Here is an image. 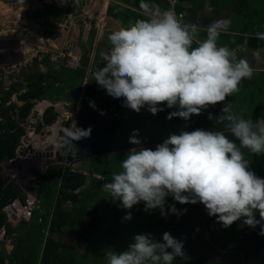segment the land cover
I'll use <instances>...</instances> for the list:
<instances>
[{
    "label": "clouds",
    "instance_id": "1",
    "mask_svg": "<svg viewBox=\"0 0 264 264\" xmlns=\"http://www.w3.org/2000/svg\"><path fill=\"white\" fill-rule=\"evenodd\" d=\"M140 9L146 19L109 35L111 48L101 54L105 65L94 73V80L109 96L123 98V106L137 113L147 107L156 115L164 111L160 105L176 108L167 116L169 120L188 121L210 106L223 104L221 114L209 113L208 119L224 125L235 139L224 131L181 130L153 150L142 146L136 130L129 142L139 147L127 153L121 171L113 173L102 191L123 209L131 210L143 202L145 211L159 209L165 218L169 209L178 217L187 211L178 210L175 204L166 207L168 197L180 204L202 203L222 227L242 220L253 229L259 226L258 234L264 235V178L251 170L243 151L264 155V118L245 119L225 103L253 76L246 59L218 44L220 36L230 30L231 20L214 21L206 29V39L200 40L198 25L184 22L183 14L145 0ZM255 36L264 40V31ZM90 106L95 108V102ZM62 132L56 147L66 145L75 154L76 142L90 138L92 129L78 127L73 121ZM5 218L13 227L33 217L17 223L8 221L6 213ZM123 219L130 221L131 211ZM2 227L0 239L6 235L5 225ZM177 258L187 259L184 241L170 232L163 233L162 241L150 233L137 234L126 250H107L104 255L106 264H173Z\"/></svg>",
    "mask_w": 264,
    "mask_h": 264
},
{
    "label": "trees",
    "instance_id": "2",
    "mask_svg": "<svg viewBox=\"0 0 264 264\" xmlns=\"http://www.w3.org/2000/svg\"><path fill=\"white\" fill-rule=\"evenodd\" d=\"M120 1L129 2L130 0ZM140 2L141 0H134L132 4L140 9ZM145 2L156 3L160 7L170 6L164 0H145ZM260 8L262 9L259 10ZM177 9L184 12V22H190L194 19L193 12H189L192 9L187 10L182 6H177ZM68 10L45 3L42 8L36 9L35 14L47 21L50 19L59 20ZM263 10L264 7L259 6L253 11H250L247 7L243 13L241 11L236 12V8L234 9L238 18L233 22L231 21L230 30L240 31L242 35H236V37L243 42L247 39V43L252 49L257 48L259 42L255 33L264 31ZM108 14L122 22V24L146 19L142 14L127 9L118 3L110 4ZM245 33L252 35L245 37ZM95 36L96 31L92 29L77 66H70L62 62L58 68L50 66L47 72L37 69L27 76V89L18 94L24 103L19 107L17 118H14L13 114L9 112L10 105L0 104V160L10 159L16 155L15 151L20 143V137L25 132L24 127L19 124L29 116L34 105L32 101L34 99L45 97L60 99L69 97L70 93H74L72 97L75 104L81 96L82 90L76 124L84 129L89 127L92 129L90 138H84L76 142L75 154H73V150L68 149L69 158L89 159L87 172H74L66 166L61 173L59 166H56L58 169L57 177L62 174L61 184L58 187L57 201L54 208L52 209L51 205L46 208L47 215L44 212V203H46L47 197L43 195L45 197L40 198V195L41 191L49 188L50 183L49 181L43 182L42 178L46 176V174H43L38 181L39 193H37V199L41 200V212L37 211L30 221H21L19 223L21 225L16 229L6 223L5 213L2 210L3 206L16 196L24 198L26 192L10 177H5L3 184L0 185V230L5 225L6 235L7 233L13 234L16 230L18 234H16V240L9 253H5L0 249V264H79L76 242L84 240L85 246H87L88 240L96 241L98 239L99 230L104 228L111 230L114 227L117 209L112 207L113 200L108 198V193L102 191L101 187L104 183L111 182L114 172L121 171V161L127 153L132 148L139 147L129 142L133 132L138 130V138L142 140V146L145 148L154 150L157 144L164 141V139L156 140L152 134H147L146 130H141L146 127L147 121L150 122L151 119H154L160 124L170 121L176 122L186 131L196 129L224 131L230 139H235L224 125H216L214 120L208 119L209 113L213 116H219L224 107L223 104L210 106L208 109L203 110L200 115H193L188 121L179 117L169 120L167 119L169 113L177 109H169L166 105H160L164 108V111L156 115L148 111L147 107L142 108L139 113L134 111L132 115H128L125 106H123V98L117 99L109 96L94 80L95 71L90 73V78L83 90V81L87 75L89 64L87 50L93 47ZM229 36L224 39V42L229 39ZM263 77L264 75L252 77L241 83V86L248 89L249 99L251 94H255L251 90L253 86L251 80ZM11 92L12 89L6 91L0 103H4ZM93 101L95 102V108L90 106V102ZM225 103H230L233 110L239 115H241L240 112L246 113L243 116L245 119L255 121L264 118V99L252 104L253 108L248 110L235 105L237 103L236 94L228 97ZM102 111L105 113L104 115L101 114ZM56 117L57 113L54 112L52 107H48L44 111L42 121L38 126L50 125ZM237 143L239 142L237 141ZM243 151L246 158L251 162V170L259 177L264 178V155L253 154L247 149ZM94 174L101 175V177ZM57 177L53 178L54 182H51L55 185L53 188L54 195L55 190H57ZM80 187L82 188L79 189ZM38 189L35 188V190ZM76 190H78L77 193L74 192ZM67 200H71V207L64 206ZM79 201L81 205H78ZM94 201L97 202V207L91 205ZM49 203L52 204V202ZM172 204H175L178 210L183 211L186 209V213L178 217L176 214H172L169 209V215L165 218L158 210L150 214L147 221L142 224V234L150 233L162 241L163 233L170 232L173 237L183 240L187 259L177 258L173 264H241V257L238 253L222 252L204 239L206 230L210 231L211 240L220 247L241 250L247 263L254 259L264 247V235L258 234L260 232L259 226L253 229L243 224L241 220L235 222L231 227L224 228L220 223H217V218L213 216L203 222V218L208 214L202 203L180 204L172 199L166 207ZM105 206L115 210L109 219L105 218L102 213ZM143 206L144 203L141 202L134 206L131 212L133 211L132 213L138 215ZM257 218L259 219L258 213ZM47 226L49 229L48 235L43 230ZM55 234H58L60 239H55ZM261 264H264V259Z\"/></svg>",
    "mask_w": 264,
    "mask_h": 264
},
{
    "label": "rangeland",
    "instance_id": "3",
    "mask_svg": "<svg viewBox=\"0 0 264 264\" xmlns=\"http://www.w3.org/2000/svg\"><path fill=\"white\" fill-rule=\"evenodd\" d=\"M96 1L98 0H67L66 3H61V0H0V102H2L5 92L12 89L6 101L0 104L10 105V112L14 118L18 117L19 107L24 103L18 94L27 89L28 75L37 69L47 72L50 66L58 68L62 62L70 66L78 65L84 52V45L87 43L88 33L86 34V32L90 33L91 29L89 31L87 29L91 24L96 31L95 38H97L100 7L96 6V12L94 11ZM253 2L256 5L260 3L264 7V0H254ZM45 3L63 9L73 7V10L71 13L66 11L70 15L64 23H61L60 19V21L58 19L47 21L35 14L36 9L42 8ZM6 8L9 10L5 11ZM92 18L95 20H91ZM93 47L87 50L90 58L99 51L98 45H95L96 48ZM261 61V66H264V59ZM261 79L251 80L253 84L251 90L255 94H251L250 99L248 98L250 94L248 89L240 85V91L236 94L237 103L235 105L237 107H243L246 110L252 109V104L264 99V77ZM44 81L45 79L43 83ZM73 94L70 93L69 97L64 99L45 97L44 101L42 99L32 100L34 105L29 116L19 124L25 129L16 148L20 156L12 160L7 159L4 162L0 160L1 181L5 180L7 176L16 179L18 172L20 173L22 170L21 167H24L25 172L31 168L28 178L24 176L23 180L27 181L26 186L28 190L32 191L35 185L37 186L41 175L46 174L42 178L43 182L49 181L50 185H48V189L41 191L40 198H44L43 195H46V202H53L55 185L51 182H54L53 178L57 177L58 174V169L54 164L65 166L62 163L66 161V158L61 157V155L64 154V149L66 152L68 150L66 145L57 149L56 142L63 135L62 129L70 127L72 121L75 120L76 114L73 110L75 111L79 106V101L74 104ZM48 107L53 108L57 117L52 124L39 127L38 124L41 123L44 111ZM125 111L128 115L134 113L127 107H125ZM240 113L242 116L246 115L244 112ZM37 119L39 120L37 121ZM141 130H146V133L152 134L156 140H163L170 134H179L184 128L176 122L170 121L160 124L151 119L150 122L147 121L146 127ZM81 160L80 163L73 160L71 167H88L89 159ZM95 176L101 177L98 174ZM49 194L50 196H48ZM172 199V197H168L167 203ZM94 202L91 205L97 207V202ZM46 206L44 204L45 215L48 212ZM112 207L117 209L113 229L99 230L98 239L96 241L88 240L87 246H85L84 240L76 242L79 264H106L104 259L106 251L120 252L126 250L128 245L133 242V237L142 234V224L147 221L149 215L159 210L145 211V206H143L138 215L132 211V219L125 221L123 218L131 210L121 208L116 201H113ZM113 212L115 210L109 206H105L102 211L103 216L107 219L113 215ZM19 225L21 224H14V229ZM16 234H18L17 230L13 234L7 233L0 239V249L5 253H9L12 249Z\"/></svg>",
    "mask_w": 264,
    "mask_h": 264
},
{
    "label": "crops",
    "instance_id": "4",
    "mask_svg": "<svg viewBox=\"0 0 264 264\" xmlns=\"http://www.w3.org/2000/svg\"><path fill=\"white\" fill-rule=\"evenodd\" d=\"M164 1L166 3H169L170 6L169 7L168 6H161L162 10L173 9L177 14L182 13L183 17H184V12L178 11L177 6H182L184 9H187V10L192 9V11H189V12H193L194 19L191 20L190 22H186V23H194V24L198 25V27L200 29V32H199V39L200 40L206 39V29L214 21L221 20V19L231 20L232 22L235 21L238 18V15H236L234 12L235 8H236V12L241 11L243 13L247 7H249L250 11L256 10L258 8V6L262 7L260 3L258 5H256L253 2L254 0H252V1L251 0H176V2H174V3H172L168 0H164ZM133 2H134V0H130L129 2H124V1H120V0H98V1H96L95 5H94V7H95L94 11L96 12V6L100 7L99 13H98L99 20L97 22V28H98L97 29V38H99V39H97V38L94 39L93 46L95 47V45H98L99 51L95 54V56L93 55L91 58L89 56V64L87 66V75L85 76L84 81H83V88H82L83 90H84V86L87 84L88 79L90 78V73H92L93 71L96 72L98 69L104 67V65H105V62L102 59L101 54L104 52L110 51L111 44L109 41V35L113 31L118 30L122 27H128L131 23L135 22V21H132L129 24H122V22L116 20L114 17L109 15L108 14V8H109L110 4L111 3H118L127 9H131L132 11H135L137 13L142 14L141 9L133 6V4H132ZM66 9H69L68 11L71 13V11L73 10V7H68ZM261 9L262 8H260L259 10H261ZM7 10H9V9L6 8L5 11H7ZM68 11H67V13H69ZM67 13L65 12L64 15L62 16V19H60L61 23H64L63 20L65 19V21H66L67 17L70 15ZM261 14H262V11H261ZM263 15H264V10H263ZM91 20H95V19L92 18ZM262 21L264 22V19H262ZM60 26H62V25L60 24ZM88 27H89V29H87V31H89L90 29L91 30L93 29L92 24ZM105 31H106V35H105ZM87 33H88V36L86 39H88L89 34H90L89 32H86V34ZM239 33H241V32L240 31L235 32L232 30H229L227 33H223L218 40V44L221 46H228L231 49H234L238 58L241 57L243 59H246L249 62L250 66L253 68V76L252 77H258V76L264 75V66H261V63H262L261 60L264 59V40H259L257 48L252 49V47H250V45H248L247 39H245L243 42V41H240L236 37V35H242V33L241 34H239ZM228 35H230L229 39L224 42V39L225 38L227 39ZM251 35L252 34H249V33L244 34L245 37H248ZM103 38H104V40H103ZM86 42H87V40H86ZM82 93H83V91L81 90V96H82ZM81 96L77 100V101H79V106H77V109L75 111L73 110V112L76 114V118L74 120L75 122H76L77 115H78V112L80 109ZM44 100L45 99H42V101H44ZM69 111H71V110H69ZM9 112H10V109H9ZM133 112H134V110H133ZM0 119H1V117H0ZM38 120L39 119H37V121ZM19 156H20V154H18V149H17L16 155L13 158H10L8 160H12V159L17 158ZM62 156L66 158V161L62 163L65 166H62L60 164H54L55 166H59L61 173L63 172L66 165H69V167L72 169L71 171H74V172H77V171L83 172L84 171L85 173L87 172V167H84V166L71 167V163L73 160H77L80 163V162H82L81 159H88V158H69L68 157V150L66 152L65 149H64V154L61 155V157ZM5 160H7V159H5ZM5 160H3V162ZM67 162H69V163H67ZM23 164H26V163H23ZM23 168L24 167H21L22 170L20 171V173L18 172V177H16L17 180L12 176H10V178L12 177L11 179L13 181H15L22 188V190L24 192L34 193L37 195V193H39V189H38L39 182H38L37 186L35 185V188H37L38 190H35V188H33L32 191L28 190V187L26 186L27 181L23 180V179H24V176H26L28 178L29 172H31V170H30L31 168L29 169L28 172H25L24 174L22 173V171H24ZM61 177H62V174H59L57 177V179H58L57 190H56L55 198H54L52 204L47 203V202L44 203L45 205H47L46 208L49 205H51L52 209H53L55 206V203L57 201V195H58V192H57L58 187L61 184ZM3 181L0 180V185H1V182H3ZM81 188L82 187H80L79 189H81ZM74 192L77 193L78 190H76ZM71 205H72L71 200H67V202L64 204L65 207H69V206L71 207ZM78 205H81L80 201L78 202ZM52 209H51V211H52ZM2 228L3 227H1V229ZM43 230L45 231L46 235H48V233H49L48 226L46 228H44ZM54 237H55V239H60V236L58 234H55Z\"/></svg>",
    "mask_w": 264,
    "mask_h": 264
},
{
    "label": "built area",
    "instance_id": "5",
    "mask_svg": "<svg viewBox=\"0 0 264 264\" xmlns=\"http://www.w3.org/2000/svg\"><path fill=\"white\" fill-rule=\"evenodd\" d=\"M168 1L172 3L176 2V0ZM3 210L6 213L8 221L12 223H17L21 219L30 220L34 214L40 210V201L36 198L34 193H27L24 198L15 197L3 207ZM4 232L3 230L1 236L4 235Z\"/></svg>",
    "mask_w": 264,
    "mask_h": 264
},
{
    "label": "water",
    "instance_id": "6",
    "mask_svg": "<svg viewBox=\"0 0 264 264\" xmlns=\"http://www.w3.org/2000/svg\"><path fill=\"white\" fill-rule=\"evenodd\" d=\"M63 21L65 22V19ZM209 217H212V216H209V215L205 216L203 218V222ZM204 239H206L210 244H212L213 247H215L216 249H218V250H220L222 252H225V253H238L240 255V257H241V261H240L241 264H261L263 259H264V247L260 250V252L258 253V255L254 259H252L250 262L247 263L246 260H245L243 252L241 250H239L238 248L225 249V248L220 247L218 244L214 243L211 240V235H210V231L209 230L205 231Z\"/></svg>",
    "mask_w": 264,
    "mask_h": 264
},
{
    "label": "bare ground",
    "instance_id": "7",
    "mask_svg": "<svg viewBox=\"0 0 264 264\" xmlns=\"http://www.w3.org/2000/svg\"><path fill=\"white\" fill-rule=\"evenodd\" d=\"M1 22V21H0ZM11 22V21H10ZM3 24V23H2ZM7 27V26H6ZM9 28V27H8ZM202 29V28H201Z\"/></svg>",
    "mask_w": 264,
    "mask_h": 264
}]
</instances>
